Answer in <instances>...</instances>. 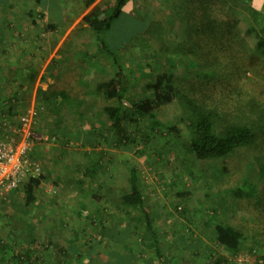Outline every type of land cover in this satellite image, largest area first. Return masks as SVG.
Returning a JSON list of instances; mask_svg holds the SVG:
<instances>
[{
	"label": "rangeland",
	"instance_id": "rangeland-1",
	"mask_svg": "<svg viewBox=\"0 0 264 264\" xmlns=\"http://www.w3.org/2000/svg\"><path fill=\"white\" fill-rule=\"evenodd\" d=\"M239 2L240 29L259 61L264 59V0ZM75 6L76 0H40L39 4L0 0V141H20L24 119H29V156L41 166L17 189L0 192L4 244L0 264L13 263L14 255L27 257L31 249L33 264H156V246L141 221L142 214L130 210L128 215L119 202L130 192L132 169L140 178L165 264H207L209 257L226 264H264V248L234 252L219 247L210 229L216 223L229 221L238 227L240 221L253 220L248 198L264 183V154L244 151L226 159L200 161L166 129L150 132L147 120L126 121L133 142L119 148L103 113L104 107L117 106V102L99 96L83 108L88 128L74 120L69 107L58 120L47 113L34 119L40 91L54 83L46 67L52 59L62 61L60 48L76 57L71 68L82 75L73 80L72 69L62 62L57 67L66 74L61 76L64 82L68 79L92 93L98 84L114 77L111 59L98 51L96 35L83 26L81 17L76 18ZM163 9L169 14L166 0L128 3L110 32L112 50L121 49L135 33L144 31L155 12ZM30 13H38L36 25ZM80 53L88 57L81 58ZM129 67L130 63L125 67L130 90L126 108L129 100L152 96L145 83L160 71L197 78L180 58L172 68L162 62L155 74H146L140 67L132 73ZM33 73L35 82L28 77ZM14 96L20 102L17 117L11 119L5 115L6 102ZM156 118L164 126L184 129L177 103L159 110ZM144 135L151 139L144 142ZM93 167L97 173L92 176L87 171ZM41 175L45 180L35 189L33 203L26 206L25 185L30 177ZM202 237L205 242L197 244L196 239Z\"/></svg>",
	"mask_w": 264,
	"mask_h": 264
},
{
	"label": "trees",
	"instance_id": "trees-1",
	"mask_svg": "<svg viewBox=\"0 0 264 264\" xmlns=\"http://www.w3.org/2000/svg\"><path fill=\"white\" fill-rule=\"evenodd\" d=\"M131 1L76 0L75 16L81 17L83 26L96 35L98 51L113 63L114 77L98 84L92 93L85 92L68 79L64 82L61 76L66 74L57 67L62 62L69 70L72 69L73 80L82 75L71 68L76 57L60 48L59 52L64 55L62 61L52 59L46 67L54 83L45 91H40L34 119L47 113L58 120L69 107L74 120L88 128L83 108L88 101L95 99L94 96H99L117 102V106L104 107L103 113L108 118L109 128L117 136L119 148L133 142L124 123L130 121L137 124L140 120H147L150 132H156L158 128L166 129L182 140L200 161L226 159L244 151L264 154V59L258 58L257 61L243 37L237 17L241 8L239 0H166L170 6L169 14L164 9L155 12L144 31L135 33L121 49L112 50L110 32ZM36 2L39 4L40 0ZM42 15L40 11V17ZM29 16L33 17L32 23L36 25L38 13H30ZM49 27L55 30L53 26ZM79 56L86 59L88 54L80 53ZM68 58L70 61L66 62ZM178 58L189 63L197 78L160 71L145 83V90L152 96L129 100V108L124 107L130 91L125 73L128 63L130 72L140 67L146 74H155L162 62L172 68ZM28 77L31 82L37 79L34 73ZM19 102L17 96L6 102L7 108L10 106L5 111L8 118L17 117ZM175 103L182 109L183 131L177 126H164L156 118L159 110ZM41 109L45 111L41 112ZM150 139V135L143 137L144 142ZM87 172L93 176L97 168ZM44 180L42 175L30 177L25 185L26 206L33 203L34 191ZM129 182L130 192L123 195L119 202L127 209L128 215L130 210L142 214L141 221L156 246V264H165L140 178L134 169ZM248 199L247 208L253 220L238 221V227L229 221L210 225L217 246L234 252L242 248H264V183ZM3 248L0 239V250ZM29 252L27 257L14 255L11 264H33V250ZM207 264L226 263L209 257Z\"/></svg>",
	"mask_w": 264,
	"mask_h": 264
},
{
	"label": "built area",
	"instance_id": "built-area-1",
	"mask_svg": "<svg viewBox=\"0 0 264 264\" xmlns=\"http://www.w3.org/2000/svg\"><path fill=\"white\" fill-rule=\"evenodd\" d=\"M20 141H0V192L13 191L22 181L35 172H40L41 166L32 162L30 121L24 119ZM39 174V173H38Z\"/></svg>",
	"mask_w": 264,
	"mask_h": 264
},
{
	"label": "crops",
	"instance_id": "crops-1",
	"mask_svg": "<svg viewBox=\"0 0 264 264\" xmlns=\"http://www.w3.org/2000/svg\"><path fill=\"white\" fill-rule=\"evenodd\" d=\"M9 107H10V106H9ZM9 107H8V108H9ZM197 239H198V237H197ZM197 239H196L197 244H203V243L205 242V241H204V237H202V239H201L200 241H198ZM181 240H182L183 242H184V241L187 242L186 239H181ZM182 241H181V242H182ZM204 257H205V256H204ZM204 257H203V258H204Z\"/></svg>",
	"mask_w": 264,
	"mask_h": 264
}]
</instances>
